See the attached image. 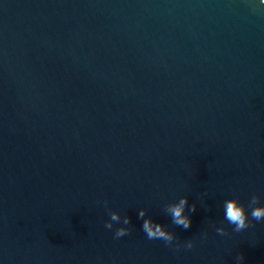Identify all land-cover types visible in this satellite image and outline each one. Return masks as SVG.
Wrapping results in <instances>:
<instances>
[{"label": "water", "instance_id": "1", "mask_svg": "<svg viewBox=\"0 0 264 264\" xmlns=\"http://www.w3.org/2000/svg\"><path fill=\"white\" fill-rule=\"evenodd\" d=\"M254 193L258 0H0V264H264V220L233 232L221 207ZM180 196L188 229L164 211ZM141 208L181 246L148 239Z\"/></svg>", "mask_w": 264, "mask_h": 264}, {"label": "clouds", "instance_id": "2", "mask_svg": "<svg viewBox=\"0 0 264 264\" xmlns=\"http://www.w3.org/2000/svg\"><path fill=\"white\" fill-rule=\"evenodd\" d=\"M258 5H264V0H258ZM260 197L255 193L251 195L247 201V205L241 203L235 196L227 197L222 201L223 220L232 227L233 232H240L243 229L249 228L252 220H264V203H260ZM187 207L188 211L185 212ZM196 204L188 203L187 196H180L177 200L172 201L165 205L164 211L170 217L171 223L183 229H188L191 226V216L188 213L195 211ZM247 209V210H246ZM140 223V229L148 239L162 240L165 245L173 248H179L180 244H174L175 235L170 231L165 224L159 220H155L150 215H146L145 209L141 208L137 217ZM113 222L119 226L115 227L113 231V238H119L129 232L127 225L130 223L129 217L124 216L121 219L117 211L109 212V219L105 221L104 227L106 229H113ZM217 234L226 235V229L223 224L214 226ZM207 232H202L201 236L204 237ZM183 247L192 248L193 241L191 239L184 241ZM236 264H242V255L235 257Z\"/></svg>", "mask_w": 264, "mask_h": 264}]
</instances>
